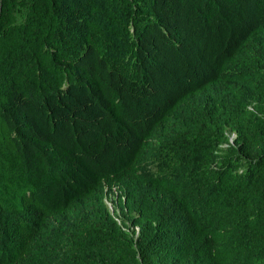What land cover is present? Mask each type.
<instances>
[{"label": "trees", "instance_id": "16d2710c", "mask_svg": "<svg viewBox=\"0 0 264 264\" xmlns=\"http://www.w3.org/2000/svg\"><path fill=\"white\" fill-rule=\"evenodd\" d=\"M57 257L264 264V0H0V264Z\"/></svg>", "mask_w": 264, "mask_h": 264}, {"label": "clouds", "instance_id": "9594fccd", "mask_svg": "<svg viewBox=\"0 0 264 264\" xmlns=\"http://www.w3.org/2000/svg\"><path fill=\"white\" fill-rule=\"evenodd\" d=\"M239 95L235 92L224 94L219 101H221V107L219 109L212 108L211 112L213 113L216 120L222 122V124L228 125L229 130V142L234 138V132L230 130V120L232 117V109L227 105V102L231 99L237 100ZM245 108L247 110L252 109L251 104H246ZM227 127V128H228ZM232 134V136H231ZM231 137V139H230ZM233 137V138H232ZM117 186L116 184L107 185L105 183L102 184V193L100 201L103 206H106L108 213L115 221V224L123 229L125 232L130 233V229L134 230V236L138 233V226L131 225L130 222L126 219L124 215H122L116 204L117 197ZM122 202L124 198L121 197ZM58 226L60 229L64 231H84L91 229L93 226V221L91 219H87L85 213L80 211L72 210L68 213V215H60L57 218ZM126 224V226H122V224ZM61 259V257H57L54 260H47L44 262L36 263V264H55ZM184 264L183 262H180Z\"/></svg>", "mask_w": 264, "mask_h": 264}, {"label": "rangeland", "instance_id": "374dc122", "mask_svg": "<svg viewBox=\"0 0 264 264\" xmlns=\"http://www.w3.org/2000/svg\"><path fill=\"white\" fill-rule=\"evenodd\" d=\"M231 136H232V134H231ZM233 138V137H232ZM230 139H231V137H230Z\"/></svg>", "mask_w": 264, "mask_h": 264}]
</instances>
